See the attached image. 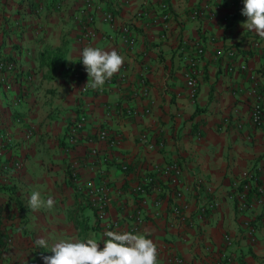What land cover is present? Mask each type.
Segmentation results:
<instances>
[{
  "label": "crops",
  "instance_id": "crops-1",
  "mask_svg": "<svg viewBox=\"0 0 264 264\" xmlns=\"http://www.w3.org/2000/svg\"><path fill=\"white\" fill-rule=\"evenodd\" d=\"M93 3L95 37L88 39L75 18L82 0H0V59L14 66L0 69V228L11 238L0 264H43L60 240L102 243L106 231L127 232L136 209L143 220L132 233H151L146 238L157 245L158 264L170 253L181 264H264V204L249 192L252 206L238 210L228 197L231 181L255 166L264 194V131L249 120L253 84L264 93L257 71L264 39L241 26L243 0ZM195 10L203 11L191 18ZM104 11L111 21L103 20ZM122 25L133 39L129 47L119 38ZM85 46L124 58L102 88L85 87L87 72L77 66ZM185 74L195 80L192 93ZM101 129L112 144L97 137ZM13 159L21 162L17 171ZM171 162L179 167L174 187L189 204L191 226L171 213L172 188L152 170ZM151 174L154 181L135 191ZM100 184L115 230L96 220L85 192ZM34 191L51 197L54 207L33 211ZM208 198L218 206L195 221L194 208ZM39 238L47 248L36 245Z\"/></svg>",
  "mask_w": 264,
  "mask_h": 264
},
{
  "label": "built area",
  "instance_id": "built-area-1",
  "mask_svg": "<svg viewBox=\"0 0 264 264\" xmlns=\"http://www.w3.org/2000/svg\"><path fill=\"white\" fill-rule=\"evenodd\" d=\"M94 0H82V6L78 9L76 12L75 18L78 20V23L80 24V28L82 31V35L84 38H93L95 37V30L92 27L93 22V14L92 11L95 7ZM213 2H219V0H212ZM56 4V3H55ZM160 6L162 8L166 7V3L164 1L161 2ZM203 10H195L191 14V18L195 17L196 15H201ZM168 14L165 12L161 15V19L163 21L166 20ZM113 19V16L111 12L104 11L103 12V20L104 21H111ZM119 38L122 40L126 45L129 47L133 43V39L129 36L128 29L125 25H122L119 27ZM256 45V44H255ZM228 56L233 55L232 50L226 51ZM77 66H80V69H84L82 64H78ZM241 69L245 68L244 64H240L238 66ZM14 66L11 61H7L5 59H0V69L4 72H11L13 70ZM84 71H86L84 69ZM257 71L259 74H264V62L260 63ZM185 85L189 88L190 92H194V86H195V80L192 76L189 74H185ZM0 80L4 81L5 77L1 73L0 74ZM257 84H253L252 92L254 93V100L252 101L250 108H249V120L251 124L262 131H264V93L260 92L256 89ZM144 91V89H143ZM84 121L83 117H80L78 120H76L70 127L68 131V139L69 141H74L75 132L76 129L79 128ZM97 137L99 139L103 140H110V143L112 144L114 142L113 138H110L107 131L104 129H101L97 132ZM10 166L14 169V171H17L21 168V162L18 159H13L10 163ZM124 168V166L122 167ZM152 170L155 174H158L160 176H164L166 178V183L169 185V187L172 188V196L175 202L171 205V213L176 216L177 221H179L182 224L187 223V226H191L193 221L191 219L189 220V204L183 199V194L181 189L175 188L176 184L178 183V176H179V167L175 162H171L168 164H154L152 165ZM259 171L260 166H255L252 170H249L247 172H244L240 177L235 178L230 183V189L228 197L233 200L235 204V208L238 210L247 209L252 206V201L249 198L248 193L251 192L252 195H258L259 197L256 198V201L258 204L263 205L264 204V194H263V187L261 183L259 182ZM155 175H146L142 177L140 183L135 185L134 190L143 192L144 191V185L149 184L154 181ZM197 187L199 186V182L197 181ZM207 192L210 190L209 187H206ZM89 204L91 208L93 209L95 213L96 220L102 223V226L107 229H117L116 222L110 219H107V193H106V187L102 184L100 185H91L88 186L85 189ZM218 206V202L214 198H208L201 204H198L196 208H194V217L195 221H200L204 218L207 211H210ZM142 212L140 209H136L132 219L131 223L127 229V232H132L137 230L138 225L140 222H142ZM248 223V222H247ZM245 223L246 227V235L248 239L252 240L253 237V227L250 224ZM11 238L10 236L1 230L0 228V251L10 244ZM223 241L225 246H228L231 238L229 235L224 234L223 235ZM224 261H230V256L228 253L221 252L219 256ZM166 264H181L182 259L181 257L170 253L167 254L165 258Z\"/></svg>",
  "mask_w": 264,
  "mask_h": 264
},
{
  "label": "clouds",
  "instance_id": "clouds-1",
  "mask_svg": "<svg viewBox=\"0 0 264 264\" xmlns=\"http://www.w3.org/2000/svg\"><path fill=\"white\" fill-rule=\"evenodd\" d=\"M241 15L246 17V22L241 26L264 39V0H243ZM79 59L88 76L85 87L91 89L102 88L124 63V58L116 50L107 51L91 46L79 50ZM54 203L51 197L42 200L41 194L34 191L28 206L33 211L42 207L51 210ZM150 234L147 231L135 234L106 231L102 234V243L93 238L86 241L60 240L51 247V256L41 258L43 264H158L157 245L146 238ZM36 245L48 247L44 238L37 239Z\"/></svg>",
  "mask_w": 264,
  "mask_h": 264
},
{
  "label": "trees",
  "instance_id": "trees-1",
  "mask_svg": "<svg viewBox=\"0 0 264 264\" xmlns=\"http://www.w3.org/2000/svg\"><path fill=\"white\" fill-rule=\"evenodd\" d=\"M0 189H2V188H0Z\"/></svg>",
  "mask_w": 264,
  "mask_h": 264
}]
</instances>
